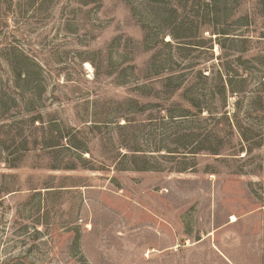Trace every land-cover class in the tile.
I'll list each match as a JSON object with an SVG mask.
<instances>
[{"label": "rangeland", "instance_id": "rangeland-1", "mask_svg": "<svg viewBox=\"0 0 264 264\" xmlns=\"http://www.w3.org/2000/svg\"><path fill=\"white\" fill-rule=\"evenodd\" d=\"M0 264H264V0H0Z\"/></svg>", "mask_w": 264, "mask_h": 264}, {"label": "trees", "instance_id": "trees-1", "mask_svg": "<svg viewBox=\"0 0 264 264\" xmlns=\"http://www.w3.org/2000/svg\"><path fill=\"white\" fill-rule=\"evenodd\" d=\"M165 44L168 45L169 42H165ZM200 112H201V111H199L197 115H201L202 113H200Z\"/></svg>", "mask_w": 264, "mask_h": 264}, {"label": "bare ground", "instance_id": "bare-ground-1", "mask_svg": "<svg viewBox=\"0 0 264 264\" xmlns=\"http://www.w3.org/2000/svg\"><path fill=\"white\" fill-rule=\"evenodd\" d=\"M235 220V218H233Z\"/></svg>", "mask_w": 264, "mask_h": 264}]
</instances>
